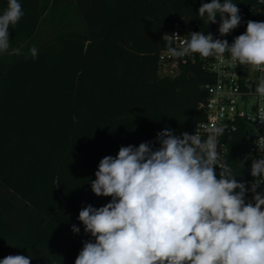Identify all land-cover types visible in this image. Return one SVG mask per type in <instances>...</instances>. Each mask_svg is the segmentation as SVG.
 Instances as JSON below:
<instances>
[{"label": "trees", "instance_id": "1", "mask_svg": "<svg viewBox=\"0 0 264 264\" xmlns=\"http://www.w3.org/2000/svg\"><path fill=\"white\" fill-rule=\"evenodd\" d=\"M18 2L24 15L9 35L22 54L0 53V260L30 255L31 264H74L92 239L79 211L111 201L91 190L100 160L121 146L159 147L156 135L165 128L194 134L204 119L200 104L213 73L194 63L174 77L159 74L174 23L187 19L193 30L231 44L262 12L256 0H233L241 24L221 37L219 16L209 25L199 18L202 0ZM7 4L0 0V14ZM60 6V20L72 15L77 24L36 42L42 18L56 17ZM250 133L241 126L224 138L238 182L252 178V160L260 157L250 153Z\"/></svg>", "mask_w": 264, "mask_h": 264}, {"label": "clouds", "instance_id": "2", "mask_svg": "<svg viewBox=\"0 0 264 264\" xmlns=\"http://www.w3.org/2000/svg\"><path fill=\"white\" fill-rule=\"evenodd\" d=\"M23 15L21 3L8 0L0 14V53L22 54L20 48H11L9 29ZM198 16L207 25L216 24L219 16L221 37L242 20L233 0H202ZM173 43L167 38L173 57L222 59L228 53L231 63L264 73V22L247 21L246 31L231 44L202 31L189 32L179 48ZM29 54L35 60L38 49L32 46ZM255 91L264 97V75ZM251 118L264 124V106ZM224 131L213 125L202 138L165 128L156 135L159 147L142 142L121 146L115 157H103L91 190L111 201L79 211L78 220L92 239L83 242L74 264H264V192L257 191L264 183V156L252 160L251 185L238 182L217 150ZM254 143L264 153V136ZM248 192L253 195L246 202ZM71 230L80 232L76 225ZM31 259L8 255L0 264H31Z\"/></svg>", "mask_w": 264, "mask_h": 264}, {"label": "built area", "instance_id": "3", "mask_svg": "<svg viewBox=\"0 0 264 264\" xmlns=\"http://www.w3.org/2000/svg\"><path fill=\"white\" fill-rule=\"evenodd\" d=\"M257 8L262 12L264 17V0H256ZM189 32L193 30L188 20L175 22L174 27L167 38H171L174 43L173 47L179 48ZM176 33L178 36H176ZM222 39V38H220ZM159 74L163 77H174L178 75L187 64L201 63L202 67L211 71L214 80L204 85L207 93L206 100L200 104L204 112V119L198 122L195 133L202 138L207 137L209 127L222 126L225 131L220 136L218 152L221 157V163H226L228 147L225 142V136L237 131L241 126H247L251 129L249 134V150L252 155L264 156L254 143L258 136H264V124L259 121L253 122L251 117L254 116L258 107L264 106V97L256 93V87L259 83V77L264 75L255 70V77L251 78L244 72L246 66H240L230 62L229 54L225 53L222 59L215 57H202L199 54H189L185 57H173L168 52V45L159 53ZM255 180L254 177L246 178L241 182L250 186ZM258 192H264V183L257 189ZM252 193L246 194V202L252 199Z\"/></svg>", "mask_w": 264, "mask_h": 264}, {"label": "rangeland", "instance_id": "4", "mask_svg": "<svg viewBox=\"0 0 264 264\" xmlns=\"http://www.w3.org/2000/svg\"><path fill=\"white\" fill-rule=\"evenodd\" d=\"M61 10L62 7L60 6L56 17H53L50 12L44 15L34 37L36 42L46 40L57 32L67 30L77 24L72 15H69L64 21H61ZM244 72L251 78H254L256 74L255 70L252 69L251 66H246Z\"/></svg>", "mask_w": 264, "mask_h": 264}, {"label": "water", "instance_id": "5", "mask_svg": "<svg viewBox=\"0 0 264 264\" xmlns=\"http://www.w3.org/2000/svg\"><path fill=\"white\" fill-rule=\"evenodd\" d=\"M259 21H260V22H264V17H260V18H259ZM249 137H250V136H249Z\"/></svg>", "mask_w": 264, "mask_h": 264}]
</instances>
